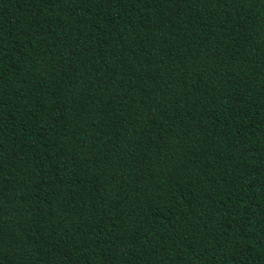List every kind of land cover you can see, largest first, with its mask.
<instances>
[{
	"label": "trees",
	"instance_id": "1",
	"mask_svg": "<svg viewBox=\"0 0 264 264\" xmlns=\"http://www.w3.org/2000/svg\"><path fill=\"white\" fill-rule=\"evenodd\" d=\"M0 264H264V0H0Z\"/></svg>",
	"mask_w": 264,
	"mask_h": 264
}]
</instances>
